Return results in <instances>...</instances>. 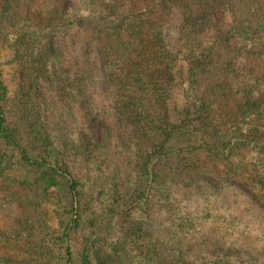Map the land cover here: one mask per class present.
<instances>
[{"label": "rangeland", "instance_id": "rangeland-1", "mask_svg": "<svg viewBox=\"0 0 264 264\" xmlns=\"http://www.w3.org/2000/svg\"><path fill=\"white\" fill-rule=\"evenodd\" d=\"M159 1L152 0L149 9ZM145 7L131 14L138 15L148 9ZM236 10H229L226 21L234 18ZM78 18H90L94 24L120 31L129 16L116 15L105 0H0V74L10 129L14 126L22 132L32 122L38 131H48L78 184L77 190L84 195L82 206H77L64 181L27 165L0 140V264H65L66 248L72 264H164L162 260L169 261V249L174 247L172 253L176 254L179 249L184 251L183 245L190 257L199 260H210L213 251L216 253L214 247L219 246L237 255L236 260L227 261L229 264H264V215L238 191L223 185L219 196H210L201 182L181 180L176 185L168 179L155 183L143 168L153 160L147 151L163 141L158 126L165 135L171 134L176 112L194 103L198 93L211 87L220 92L223 85V79L205 72L192 78L191 84L189 50L195 41L187 45L177 36L182 31L178 15L165 34L175 42V77L173 86L166 88L171 89L170 98L159 83V95L163 99L164 91L168 103L157 104L144 111L147 117L139 113L134 119L121 110L123 100L117 85L94 71L100 64L94 53L92 74L85 71L86 76H80V64L86 59L80 49L88 38L80 34ZM237 39L236 48H255L256 57L263 60L262 78L257 83L264 85V30L247 40L242 41V36ZM52 43L57 47L54 55L48 53ZM209 65L206 62V69ZM150 66L156 68V61ZM81 83L86 87L81 88ZM143 96L149 97V93L144 91ZM219 109L213 119L232 143L240 136L238 145L245 144L229 161L237 167L241 160L244 168L261 179L264 141L255 139L264 133V115L241 120L224 117ZM252 137L257 144L248 142L245 149L244 140ZM24 139L20 135L18 141L29 155L52 159L44 148ZM175 144L176 140L168 144L165 152L178 151ZM185 147L180 144L182 152ZM217 151L213 160L207 155L195 159L197 164L204 162L200 171L214 176L219 169L224 176L227 149ZM168 157L166 166L173 167L177 157Z\"/></svg>", "mask_w": 264, "mask_h": 264}, {"label": "trees", "instance_id": "trees-1", "mask_svg": "<svg viewBox=\"0 0 264 264\" xmlns=\"http://www.w3.org/2000/svg\"><path fill=\"white\" fill-rule=\"evenodd\" d=\"M151 1L105 0L106 7L112 9L116 15L129 16L120 31L106 25L94 24L90 18H78L77 21L82 29L80 34L88 38L86 46H83L84 49H80L81 54L86 58L80 64L82 69L80 76H86L87 71L90 72L88 75L92 74L93 67L90 61L94 53L100 63L96 64V70L94 66V71L102 74L104 80L112 82L113 86L117 85L119 97L123 100L121 110L128 117L134 119L139 113L147 117L148 114L144 111L155 109L157 104L165 106L171 92V89L167 91L166 88L173 86L176 69V59L172 50L174 49L172 43L175 42H172L171 38L165 34L171 26L172 19L174 20V17L178 15L180 19L178 24H181L179 30L182 31L177 36L187 45L195 41L193 50L191 48L189 50L192 63L189 67L191 84H193L192 78H198L205 72L219 80L223 79V85H220L222 92L211 87L210 90L198 93L194 103L185 104L181 112L175 113L171 134L167 132L165 135L166 131L157 125L162 131L163 141H158L154 148L152 146L147 151V155H152L153 160L150 165L146 163L143 165L146 175L151 177L155 183L168 179L176 185L182 183L181 180L191 184L201 182L203 189H206L210 196L211 194L219 196L220 188H223V185L229 186L238 191L242 199H245L252 207L259 209L264 215V177L257 179L256 173L244 168L241 160L238 161L237 167L232 166L229 158L235 156L236 151L240 150L239 146H245V144L240 142L238 145L237 142L241 140L240 136L236 137L237 142L232 143V138L228 137L227 132L225 134L220 124L213 119L218 108L224 117H235L241 120L250 115H264V85L257 83L258 79L262 78L260 72L263 60L256 57L258 53L256 55L255 48L249 47L243 51L242 48H236L237 43L235 42L239 36H242V41H244L252 35L257 36L262 33L264 30V0H160L155 8L149 9ZM141 6H146L145 8L148 9L138 15L131 14ZM235 7L237 10L234 18L226 21L229 10ZM216 28L220 29L222 34L217 35ZM208 31H213V35H207ZM83 35L79 38H85ZM149 48L153 51L146 52L147 49L150 50ZM56 51L57 47L52 43L48 53L54 55ZM144 52H146L145 55ZM148 54L152 57H148ZM145 58L148 61H145ZM152 61L154 64L156 61V68H150ZM206 62L210 63V69H206ZM85 71L86 74H84ZM159 83L163 84L160 89L168 93L166 99L164 91L162 92L163 99L159 95ZM84 87H86L85 83H81V88ZM144 91L149 93V97L143 96ZM5 93L6 88L0 74V140L6 147L17 151L21 160L27 165L36 169H45L57 181H64L73 203L81 207L84 195L77 190L78 184L69 172L68 166L65 165V161L60 158L61 152L54 144L50 133L46 130L38 131L39 129L32 122L27 123L22 132L14 126L13 131L10 129L3 107ZM221 105L228 110H221ZM160 118L163 120L165 115ZM148 133L151 134V132ZM20 135L21 138H25L27 144H35L41 149L44 148L52 159L29 155L27 149L18 141ZM258 139L260 142L264 141V133H260L255 140L258 141ZM175 140L178 151L165 152L166 146L174 143ZM244 142L247 143L245 149L250 144L248 142L257 144L253 141V137L250 141L244 140ZM180 144L186 146L185 152H182ZM216 146L220 150L227 149V157L224 160L226 169L223 168L226 170L224 176H221L219 169L216 170L214 176L205 174L200 171L204 162L198 163L199 166L195 163V159L203 155L213 160L219 153L218 151L216 153ZM261 150L264 151V147ZM220 154L224 156L225 151ZM170 155L177 157L173 167L166 166ZM212 166L215 167V164ZM178 245L176 247H179ZM182 247L184 251L179 249L176 254L172 253L174 247L169 249L170 253L167 255L169 261L162 260L163 263L229 264L227 261L236 260L237 257L230 250H222L221 247L215 246L216 253L213 251L210 260L206 257L199 260V258H192L188 255L189 250L186 245ZM162 251L165 252L163 248ZM65 258V264H72L69 248L65 249ZM223 259L225 263H222Z\"/></svg>", "mask_w": 264, "mask_h": 264}]
</instances>
